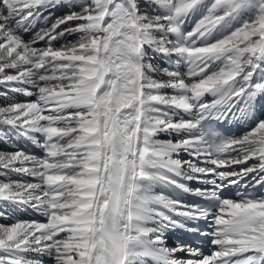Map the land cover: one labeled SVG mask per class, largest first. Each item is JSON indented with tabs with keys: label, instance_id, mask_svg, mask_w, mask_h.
<instances>
[{
	"label": "snow or ice",
	"instance_id": "1",
	"mask_svg": "<svg viewBox=\"0 0 264 264\" xmlns=\"http://www.w3.org/2000/svg\"><path fill=\"white\" fill-rule=\"evenodd\" d=\"M51 7L66 12L25 41ZM0 89V143L42 151L0 149V201L46 219L0 207V264H264V195L221 196L253 173L264 184V0H0ZM229 119L248 127L224 135ZM178 228L214 250L168 247Z\"/></svg>",
	"mask_w": 264,
	"mask_h": 264
},
{
	"label": "bare ground",
	"instance_id": "2",
	"mask_svg": "<svg viewBox=\"0 0 264 264\" xmlns=\"http://www.w3.org/2000/svg\"><path fill=\"white\" fill-rule=\"evenodd\" d=\"M41 11V15L39 16V18L35 21V22H37V21H39L40 23H43V22H45V23H48L49 21H51L52 22V19H50V15L51 16H53V14L55 15V16H58L59 14L62 16L66 11H63L62 9H61V7H51L50 9H48V8H44V9H41L40 10ZM49 11V12H48ZM45 17H49V19L46 21L45 20ZM59 17V16H58ZM199 17H197V16H193V17H191V18H189L188 19V21H187V26H186V30H191V28L192 27H194V24H195V21L198 19ZM34 22V21H33ZM49 26V25H48ZM77 37L76 36H67V37H65L64 39H62L61 41H59V43L60 44H63V43H65L66 41H74L75 39H76ZM171 38V37H170ZM32 40V38L30 39V40H28V41H31ZM36 47H38V48H40V47H44L45 45H44V42H40V43H38V44H36L35 45ZM57 46H59V45H57ZM162 60H164V58L163 57H161L159 54H155V62H157V61H162ZM154 62V63H155ZM164 66H167V64H165ZM186 66V65H185ZM184 66V67H185ZM184 67H183V70H184ZM3 89H0V91H2ZM169 92H171V90H168ZM18 94H15V93H9V99L10 100H15V101H17V102H24V101H26L25 100V98L23 99V101H20V100H17L16 99V96H17ZM30 98V100H34L35 99V97L33 96V97H29ZM210 98V99H209ZM213 98L211 97V96H207V97H205V100H207V101H211ZM3 98L2 97H0V104H3ZM7 129L4 127V126H0V136H2L3 134H4V131H6ZM14 134L12 133V132H9V137H10V139H11V137L13 136ZM169 138H171V137H169V135H166V133H161V134H159L158 136H157V139H160V140H167V139H169ZM10 139H9V141L7 142V143H0V149H2V150H7V151H14V150H16V149H14L13 147H12V145L10 144ZM183 154V153H182ZM183 157H184V154H183ZM174 158H177V157H174ZM184 160H186V159H184ZM255 163V161H250L249 162V166H251L252 164H254ZM11 178L12 179H24V178H26V177H21V176H17L16 174H12V176H11ZM3 179H5L3 176H0V180H3ZM163 186H157V187H155V191L157 192V193H163ZM0 207H6V208H8V211H9V215L13 218V219H22V218H20V217H18L17 215H16V211L18 210V207H21V206H15V207H10L9 205H7V204H5L4 202H2V201H0ZM24 220V219H23ZM0 223H9V220L6 218V219H4V220H2V221H0ZM167 246L168 247H170V245H169V243H167Z\"/></svg>",
	"mask_w": 264,
	"mask_h": 264
},
{
	"label": "rangeland",
	"instance_id": "3",
	"mask_svg": "<svg viewBox=\"0 0 264 264\" xmlns=\"http://www.w3.org/2000/svg\"><path fill=\"white\" fill-rule=\"evenodd\" d=\"M48 9H50V8H48ZM63 11H66V9L65 8H61ZM49 12V11H48ZM58 16H61L60 14L58 15ZM58 16H55L54 14H53V16H51L50 15V19H52V22L51 23H53L54 21H55V19L58 17ZM49 19V20H50ZM51 25V24H50ZM50 25L48 26V27H50ZM154 62H155V60H154ZM166 135H168V134H166ZM181 156H183V154H181L179 157H177V158H182Z\"/></svg>",
	"mask_w": 264,
	"mask_h": 264
}]
</instances>
